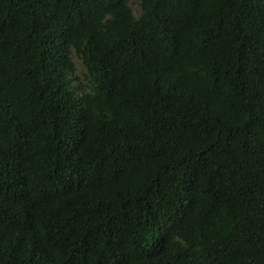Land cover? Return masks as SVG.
<instances>
[{
    "label": "trees",
    "instance_id": "16d2710c",
    "mask_svg": "<svg viewBox=\"0 0 264 264\" xmlns=\"http://www.w3.org/2000/svg\"><path fill=\"white\" fill-rule=\"evenodd\" d=\"M0 264H264V0H0Z\"/></svg>",
    "mask_w": 264,
    "mask_h": 264
},
{
    "label": "rangeland",
    "instance_id": "374dc122",
    "mask_svg": "<svg viewBox=\"0 0 264 264\" xmlns=\"http://www.w3.org/2000/svg\"><path fill=\"white\" fill-rule=\"evenodd\" d=\"M131 6L136 11L135 2H133ZM72 59H73L74 64H75V74H76V76L80 79V81H85L84 77H83L84 73H85V70H84V67L82 66L80 60L77 59L75 56H72Z\"/></svg>",
    "mask_w": 264,
    "mask_h": 264
}]
</instances>
